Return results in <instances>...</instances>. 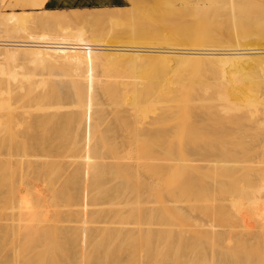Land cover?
Wrapping results in <instances>:
<instances>
[{
  "label": "bare ground",
  "instance_id": "bare-ground-1",
  "mask_svg": "<svg viewBox=\"0 0 264 264\" xmlns=\"http://www.w3.org/2000/svg\"><path fill=\"white\" fill-rule=\"evenodd\" d=\"M47 2L0 12V264H264V0ZM136 17L158 26L87 35Z\"/></svg>",
  "mask_w": 264,
  "mask_h": 264
},
{
  "label": "rangeland",
  "instance_id": "rangeland-1",
  "mask_svg": "<svg viewBox=\"0 0 264 264\" xmlns=\"http://www.w3.org/2000/svg\"><path fill=\"white\" fill-rule=\"evenodd\" d=\"M6 1L7 0H3V1H1V2H3L1 5H2V7L0 8V12L3 14V15H5V14H7V13H10V12H22V11H30L31 9H12L11 7H9L8 6V4L6 3ZM179 2H180V0H178ZM0 2V3H1ZM210 2V1H209ZM208 2V4H210ZM125 3H126V6L127 7H132V3H131V0H125ZM215 5V2H214V4H212L211 6H214ZM151 6H152V4H151ZM150 6V7H151ZM154 6V5H153ZM152 6V8H154ZM156 7H157V9H162L163 7H164V5H160V4H156L155 5ZM128 10V9H127ZM130 10V9H129ZM155 10H156V8H155ZM0 13V14H1ZM128 17L130 18V16H127V20H128ZM131 20V19H130ZM132 21V20H131ZM129 24H124V25H121V24H119V25H116V26H110V25H108V24H104V25H102L101 26V30H102V35L101 36H99V34L100 33H98V34H95L94 33V31L91 29V27H89V28H87L86 30H89V31H87V35L90 37V38H102V39H105V40H107L108 41V43H113V40L114 39H117V40H119V41H121L122 40V38H123V34L125 33V31H127L128 29H130L128 26H130L131 28H133V29H138L137 27V25H139L140 24V26L141 25H143L142 23H143V20L142 19H140V22H139V19H137V17L136 18H133V22L130 24V21H127ZM172 25H175V27L174 26H172V27H174L175 29H177L178 27H180L181 25H179V23H173ZM134 26V27H133ZM144 27H146V28H148V29H150L151 31H155V29L157 28V26H158V23L156 22V20H154V19H150V18H148L147 19V21H146V23H145V25H143ZM30 29L33 31V32H36V33H39V32H42V31H44V30H46L43 26H40V25H34V24H31V27H30ZM213 32H215L214 33V36L216 37V38H218V39H221V38H230V37H228V35H227V32H226V30L225 29H223L222 27H220V26H218V28H215V29H213ZM89 33V34H88ZM123 44V43H122ZM170 77H171V79L172 80H175L176 82H178L179 80H181V79H192L193 80V82H196V81H198L199 80V78L201 79V78H203V77H207V78H209V79H213V80H216V76L215 75H212L211 73H208V72H203L202 73V75H201V77H200V75H199V73H197V72H189V73H182V74H180V75H174L173 73H170V75H169ZM197 86H199V84H196ZM199 89H201V88H199ZM159 109H157V110H154V111H150V112H148L147 113V116L146 117H138V115H136V113H134V114H130L129 116H127V117H124L125 118V120L127 121V123H132V122H134V121H136V120H141L137 125H139V126H142L143 125V122L144 121H147V120H149V119H151L152 117H155L158 113H160V112H162V111H165V110H167L169 107L171 108V106H172V102H170V101H163V102H161L159 105ZM90 107H93V108H96V106H94V105H91ZM105 108H106V113L107 112H109L110 110H111V107L108 105V104H105ZM203 111H206V112H208V111H210V109H205V110H203ZM103 111H100L98 114H96V115H101V114H103L102 113ZM133 112V111H132ZM181 118H187V113H180V115H179ZM211 123V120L210 119H208V120H205V121H203V124L205 125V128H208V129H204L205 131H208V132H210L211 130L209 129V124ZM120 125L119 124H117L116 125V130L114 131V132H110L109 133V135H110V138L109 139H112L117 133H121L122 134V130H120V129H117V127H119ZM155 128H157V129H160V130H164V129H168V130H170L171 128H172V125H167V127L165 126V125H163V124H158V125H156L155 126ZM172 130V129H171ZM255 143V142H254ZM253 143V144H254ZM221 144H224L223 145V148L224 149H226V148H228L229 150H234V149H232L233 148V144H235V142H233V143H229L228 145L226 144V141H221ZM257 150H262L261 149V147H259V146H257V148H256ZM229 153H233V152H235V151H228ZM211 161H213V160H211ZM249 163V162H248ZM217 165H214L213 166V168H215ZM239 168V166H234V168H232V170H234V171H237V169ZM242 170L241 171H238V172H236V175H235V177L237 178L236 180H238V181H243L244 179H242L241 177L243 176V174H242ZM251 172V173H250ZM248 174H251V176H252V178H254L255 180H256V182H258V183H260L261 182V184H259L257 187L259 188V191L258 192H256V196H257V198L258 199H261L262 198V196H264V186H263V184H264V167L263 166H261V165H257V164H255L253 167H251V166H249L248 167ZM263 178V179H262ZM262 218H263V223H264V217L262 216ZM235 249H238L237 247L235 248ZM239 251V250H238Z\"/></svg>",
  "mask_w": 264,
  "mask_h": 264
},
{
  "label": "crops",
  "instance_id": "crops-1",
  "mask_svg": "<svg viewBox=\"0 0 264 264\" xmlns=\"http://www.w3.org/2000/svg\"><path fill=\"white\" fill-rule=\"evenodd\" d=\"M123 7H127L125 0H48L44 8L51 11H61Z\"/></svg>",
  "mask_w": 264,
  "mask_h": 264
}]
</instances>
